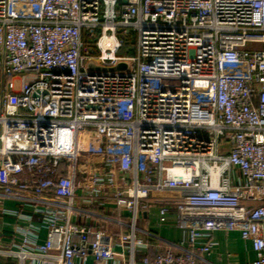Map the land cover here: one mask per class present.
Listing matches in <instances>:
<instances>
[{"label": "built area", "instance_id": "obj_1", "mask_svg": "<svg viewBox=\"0 0 264 264\" xmlns=\"http://www.w3.org/2000/svg\"><path fill=\"white\" fill-rule=\"evenodd\" d=\"M258 43L264 0H0V215L14 199L48 227L0 257L199 264L222 229L264 264ZM156 202L185 241L140 223Z\"/></svg>", "mask_w": 264, "mask_h": 264}, {"label": "crops", "instance_id": "obj_2", "mask_svg": "<svg viewBox=\"0 0 264 264\" xmlns=\"http://www.w3.org/2000/svg\"><path fill=\"white\" fill-rule=\"evenodd\" d=\"M176 193H170L169 197L173 198ZM159 202L151 207L148 217L141 222L160 237L172 242L186 240V231L176 224L175 212L171 211L167 214L166 220L161 221L159 217ZM5 208L9 213L0 215V241L3 247L7 249L18 248L17 244L21 243L22 228L32 226L29 232L33 243H43L46 239L48 227L43 223L38 215L35 214L36 207L34 205H24L14 199L5 200ZM213 247L209 254L203 257L199 264H252L258 257V253L252 247L251 241L242 238L239 231L217 230L212 235ZM150 253L155 248H150ZM77 263L79 259H75ZM92 255H88L83 264H93ZM0 264H21L18 256H2ZM24 264H32L31 260H26ZM42 264V263H35ZM102 264H118L117 259L104 262ZM136 264H143L140 256Z\"/></svg>", "mask_w": 264, "mask_h": 264}, {"label": "rangeland", "instance_id": "obj_3", "mask_svg": "<svg viewBox=\"0 0 264 264\" xmlns=\"http://www.w3.org/2000/svg\"><path fill=\"white\" fill-rule=\"evenodd\" d=\"M122 38L129 43V45L123 49L120 54L122 55H132L136 51V39H135V33L130 32L129 34H122ZM132 45V46H131ZM249 49L251 50H263L264 49V44L263 43H258V44H250L248 46ZM0 80H1V75H0ZM16 87L18 88L20 86V80H16L15 82ZM164 84L167 89H173L174 87H177L180 84V80H164ZM141 223V221H140ZM107 226V225H105ZM110 229H113V227L108 226Z\"/></svg>", "mask_w": 264, "mask_h": 264}, {"label": "trees", "instance_id": "obj_4", "mask_svg": "<svg viewBox=\"0 0 264 264\" xmlns=\"http://www.w3.org/2000/svg\"><path fill=\"white\" fill-rule=\"evenodd\" d=\"M125 47L123 48V49H125L128 45H129V43H127V41H125ZM132 46V45H131ZM123 49L121 50V52L123 51Z\"/></svg>", "mask_w": 264, "mask_h": 264}, {"label": "water", "instance_id": "obj_5", "mask_svg": "<svg viewBox=\"0 0 264 264\" xmlns=\"http://www.w3.org/2000/svg\"><path fill=\"white\" fill-rule=\"evenodd\" d=\"M124 66H125L124 64H120V65H118L119 68L124 67Z\"/></svg>", "mask_w": 264, "mask_h": 264}]
</instances>
